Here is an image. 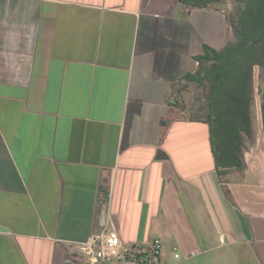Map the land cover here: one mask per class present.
<instances>
[{
  "label": "crops",
  "instance_id": "1",
  "mask_svg": "<svg viewBox=\"0 0 264 264\" xmlns=\"http://www.w3.org/2000/svg\"><path fill=\"white\" fill-rule=\"evenodd\" d=\"M214 4L0 0V264H65L103 210L158 264H264L262 127L222 183L208 125L169 117L227 44Z\"/></svg>",
  "mask_w": 264,
  "mask_h": 264
},
{
  "label": "trees",
  "instance_id": "2",
  "mask_svg": "<svg viewBox=\"0 0 264 264\" xmlns=\"http://www.w3.org/2000/svg\"><path fill=\"white\" fill-rule=\"evenodd\" d=\"M192 7H205L209 3L225 0H180ZM235 4L229 23L234 42L215 50L206 45L195 59L194 73L180 78L195 84L203 92L195 109L193 120L209 127L210 146L220 182L226 183L230 169L242 172L244 161L241 151L245 141L254 136L252 108L254 104L253 74L259 69L258 88L260 120L264 134V0H230ZM169 106H174L170 97Z\"/></svg>",
  "mask_w": 264,
  "mask_h": 264
},
{
  "label": "built area",
  "instance_id": "3",
  "mask_svg": "<svg viewBox=\"0 0 264 264\" xmlns=\"http://www.w3.org/2000/svg\"><path fill=\"white\" fill-rule=\"evenodd\" d=\"M101 230L91 233L82 242H74L75 252L67 253L65 264H158L161 242L153 240L148 245H124L110 214L103 210L100 217Z\"/></svg>",
  "mask_w": 264,
  "mask_h": 264
},
{
  "label": "rangeland",
  "instance_id": "4",
  "mask_svg": "<svg viewBox=\"0 0 264 264\" xmlns=\"http://www.w3.org/2000/svg\"><path fill=\"white\" fill-rule=\"evenodd\" d=\"M217 8L224 11L226 18V25L228 29V42H234L235 37L232 34V28L228 22L231 15L234 14L235 4L230 0L221 1L214 4ZM259 69L254 68L253 74V89H254V104L251 112L252 116V129L254 132L253 138L256 134L261 131V120H260V97L258 95V88H263V82L258 79ZM170 97L174 106L170 108L169 117L170 119H193L195 116L193 114L194 110L202 105V102H198L203 97V92L197 88L195 84L188 83L186 81H179L172 85ZM247 145L248 140L245 141Z\"/></svg>",
  "mask_w": 264,
  "mask_h": 264
},
{
  "label": "water",
  "instance_id": "5",
  "mask_svg": "<svg viewBox=\"0 0 264 264\" xmlns=\"http://www.w3.org/2000/svg\"><path fill=\"white\" fill-rule=\"evenodd\" d=\"M235 41V40H234Z\"/></svg>",
  "mask_w": 264,
  "mask_h": 264
}]
</instances>
